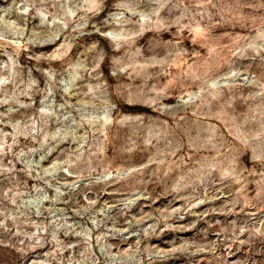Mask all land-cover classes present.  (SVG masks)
Returning <instances> with one entry per match:
<instances>
[{"label":"rangeland","instance_id":"374dc122","mask_svg":"<svg viewBox=\"0 0 264 264\" xmlns=\"http://www.w3.org/2000/svg\"><path fill=\"white\" fill-rule=\"evenodd\" d=\"M0 264H264V0H0Z\"/></svg>","mask_w":264,"mask_h":264}]
</instances>
